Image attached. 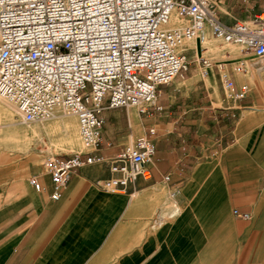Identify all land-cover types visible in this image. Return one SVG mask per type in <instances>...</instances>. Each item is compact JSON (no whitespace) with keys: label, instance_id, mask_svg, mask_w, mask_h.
Returning a JSON list of instances; mask_svg holds the SVG:
<instances>
[{"label":"crops","instance_id":"obj_1","mask_svg":"<svg viewBox=\"0 0 264 264\" xmlns=\"http://www.w3.org/2000/svg\"><path fill=\"white\" fill-rule=\"evenodd\" d=\"M252 1L221 0L219 18L251 19L264 0L258 11ZM224 14L242 16L228 21ZM191 51L188 72L159 87L161 110L141 121L143 135L156 129L150 176L121 192L99 186L116 174L93 162L77 168L52 200L40 163L47 153L26 149V129L0 100V128L12 127L0 132V143L19 150L0 147V264H264V100L251 85L243 99L225 98L217 69L203 75ZM130 114L104 111L98 154L111 156L126 142L120 139L129 140L131 132H118L124 121L130 126Z\"/></svg>","mask_w":264,"mask_h":264},{"label":"built area","instance_id":"obj_2","mask_svg":"<svg viewBox=\"0 0 264 264\" xmlns=\"http://www.w3.org/2000/svg\"><path fill=\"white\" fill-rule=\"evenodd\" d=\"M221 0H0V98L10 102L22 124L40 122L61 112L77 119L84 151L47 154L42 166L52 184L50 198L59 199L73 172L101 162L116 176L99 186L121 192L137 177L149 178L147 164L155 154L154 127L129 139L104 156L106 109L134 107L141 115L161 110L156 104L161 85L188 70V44L202 42L206 32L223 45L236 47L227 69L226 52L216 63L194 55L202 74L215 67L224 97L243 99L248 82L237 84L252 59L264 79V2L249 20L225 23ZM180 24L170 25L171 19ZM105 147H112L109 140ZM167 178V177H165ZM36 190V177L28 180ZM234 213L248 218L247 213Z\"/></svg>","mask_w":264,"mask_h":264},{"label":"rangeland","instance_id":"obj_3","mask_svg":"<svg viewBox=\"0 0 264 264\" xmlns=\"http://www.w3.org/2000/svg\"><path fill=\"white\" fill-rule=\"evenodd\" d=\"M254 1V2H253ZM252 5H254L255 10H259L260 5L262 3V0H253ZM224 18H227L228 21H231L234 19V17L239 18L240 16H242V14L240 15H228V14H224L223 15ZM207 42L210 43L209 46H206L204 44H195V47L197 46V52L198 55H203V56H207V57H211V58H218L220 59V57L222 58L226 52H229L232 56V58L229 60V65L228 67L231 68L233 66V63L235 62V54L237 53V49L236 47L232 46V45H223L219 40L214 39L211 35L208 36L207 38ZM206 42V43H207ZM190 44V43H189ZM188 46H193L194 44H191ZM202 48V49H201ZM192 51L188 53V55H192ZM253 61L252 59L249 61V66L247 67V73L245 75H240L241 78L245 77L246 80L249 82V84L251 86H255L258 93H260L261 97L264 100V79L259 78L255 72V65H253ZM194 63H192L193 65ZM190 69V66H188V70ZM188 70L186 72H188ZM183 75H185V72L183 73ZM177 78V77H176ZM2 101V100H1ZM1 103V102H0ZM2 104H4L2 102ZM125 109V108H124ZM130 111V118H131V124L130 126L128 125L127 121L123 122L122 125V131L118 132L119 135L118 136H123V135H128L130 132L133 134L131 135L132 138L133 136L136 137H140L143 136L142 134V125H141V121L145 118L144 115H141L137 112V110L134 107H130L128 108ZM12 117L10 118L11 121L14 123V121H19L18 115L16 113V110L14 109V111L12 112ZM76 117H73L72 115H65L61 112H57V114L49 119L40 121V122H33V123H27V124H23V126L17 127V128H25L26 130H24L22 132V134H24V132H26L25 134H28L29 139L27 138L26 140L28 141V146L26 147V149H37V151L39 152H46L47 154H61V155H68L71 153H77V152H82L85 149L83 148L81 139L79 138V133H78V128H77V123L75 121ZM60 120H68L70 121L69 126L71 128V130L73 128H76L77 130V135H73V147L71 149H66V150H58L55 151L53 150V148L51 149L49 144H50V140L51 139H56V138H50L47 136V134L42 130V126L46 123L49 122H55V121H60ZM3 119L1 121V123H3ZM108 128L110 129V131H113L115 128L112 126H108ZM4 129H12L11 128H6L5 126L2 128H0V132L1 134H3V132L5 131ZM36 132L37 135H34L33 133ZM39 135H38V133ZM116 131L114 132V134L116 135ZM56 136V135H54ZM111 139V138H110ZM114 139H111L112 143L115 144L117 143V141ZM130 139V137H129ZM128 137H125L123 139H120L119 141H127ZM26 141V142H27ZM38 146V147H37ZM0 147L4 148V149H8L12 152L15 151H19L13 149V148H9L8 146H5L3 144L0 143ZM44 155V154H43ZM42 156V155H41ZM40 163L42 161V158L40 157Z\"/></svg>","mask_w":264,"mask_h":264},{"label":"bare ground","instance_id":"obj_4","mask_svg":"<svg viewBox=\"0 0 264 264\" xmlns=\"http://www.w3.org/2000/svg\"><path fill=\"white\" fill-rule=\"evenodd\" d=\"M180 23H181L180 21H177L174 18H172L170 21V25H176V24L178 25ZM208 36H210V33L206 32L204 40L202 42H200L199 40H194L189 45L194 44V48L197 52V46L195 47V44H203V43L205 44L207 42ZM0 100L3 101V103L6 105V107H8L11 113L14 111V109L16 110V108L7 100L2 99V98H0ZM74 119L77 123V119L76 118ZM69 123L70 121L68 120H60V121H55V122H49L42 126V130L47 134L48 137L56 138L54 140L53 139L50 140L49 146L51 149L53 148V150L55 151H58V150L63 151L66 149H71L73 147V135H77V130L76 128H73L71 130ZM77 128H78V124H77ZM25 133L26 132H24V135H26ZM33 134L37 135L36 132H34ZM79 138H80V135H79ZM130 139H132V136H130Z\"/></svg>","mask_w":264,"mask_h":264}]
</instances>
